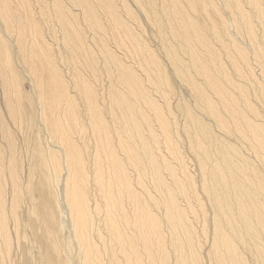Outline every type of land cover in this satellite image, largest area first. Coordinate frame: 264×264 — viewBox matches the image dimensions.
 I'll list each match as a JSON object with an SVG mask.
<instances>
[{
    "label": "bare ground",
    "instance_id": "obj_1",
    "mask_svg": "<svg viewBox=\"0 0 264 264\" xmlns=\"http://www.w3.org/2000/svg\"><path fill=\"white\" fill-rule=\"evenodd\" d=\"M0 264H264V0H0Z\"/></svg>",
    "mask_w": 264,
    "mask_h": 264
},
{
    "label": "rangeland",
    "instance_id": "obj_2",
    "mask_svg": "<svg viewBox=\"0 0 264 264\" xmlns=\"http://www.w3.org/2000/svg\"><path fill=\"white\" fill-rule=\"evenodd\" d=\"M139 14V13H138ZM140 21H142L141 22V24H142V28H143V30L145 29V31H144V33H145V36L148 38V40H149V42L151 43V44H153L152 43V41H151V36L153 35H150V28H149V26L147 25V23L145 22V20L143 19V17L142 16H140ZM241 41H242V39H240ZM243 42H245L246 43V39L244 38V40H243ZM179 84V83H178ZM178 85H176V87H177ZM24 88L26 89V90H28L29 88L27 87V86H25L24 85ZM177 91H179V93L178 94H180V96H181V98H185V99H190V100H192V98L188 95V93L187 92H185V91H187V90H185L183 87H177ZM176 115L178 116V113H176ZM185 151L187 152V154H185L186 155V158L187 159H189V156H190V153H188V151L185 149ZM185 152V153H186ZM191 157V156H190ZM188 162L189 163H191V164H188V167L190 168V171L191 172H196V165L194 164V158L192 157V159L190 158L189 160H188ZM196 166V167H195ZM191 174H193V175H195V173H191Z\"/></svg>",
    "mask_w": 264,
    "mask_h": 264
}]
</instances>
